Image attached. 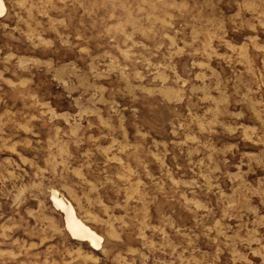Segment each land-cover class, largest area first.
Masks as SVG:
<instances>
[{
	"label": "rangeland",
	"instance_id": "obj_1",
	"mask_svg": "<svg viewBox=\"0 0 264 264\" xmlns=\"http://www.w3.org/2000/svg\"><path fill=\"white\" fill-rule=\"evenodd\" d=\"M3 2L0 264H264V0Z\"/></svg>",
	"mask_w": 264,
	"mask_h": 264
},
{
	"label": "bare ground",
	"instance_id": "obj_2",
	"mask_svg": "<svg viewBox=\"0 0 264 264\" xmlns=\"http://www.w3.org/2000/svg\"><path fill=\"white\" fill-rule=\"evenodd\" d=\"M4 12L5 4L3 0H0V15ZM51 200L56 208L63 213L65 227L72 237L86 240L91 246L100 245L102 237L76 215L73 205L68 200L60 196L55 190L52 192Z\"/></svg>",
	"mask_w": 264,
	"mask_h": 264
}]
</instances>
